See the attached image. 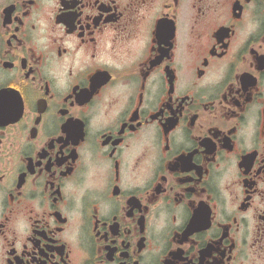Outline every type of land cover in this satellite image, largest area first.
I'll use <instances>...</instances> for the list:
<instances>
[{
	"label": "flooded vegetation",
	"instance_id": "obj_1",
	"mask_svg": "<svg viewBox=\"0 0 264 264\" xmlns=\"http://www.w3.org/2000/svg\"><path fill=\"white\" fill-rule=\"evenodd\" d=\"M0 264H264V0H0Z\"/></svg>",
	"mask_w": 264,
	"mask_h": 264
}]
</instances>
